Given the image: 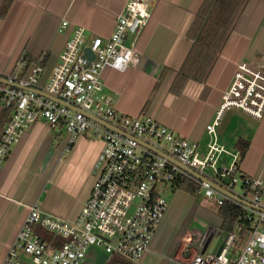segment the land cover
I'll return each mask as SVG.
<instances>
[{
  "label": "built area",
  "instance_id": "built-area-1",
  "mask_svg": "<svg viewBox=\"0 0 264 264\" xmlns=\"http://www.w3.org/2000/svg\"><path fill=\"white\" fill-rule=\"evenodd\" d=\"M151 8V0H126L107 38L89 39L85 27H74L45 86L41 85L46 71L43 56L32 62L22 56L18 60L20 71L4 77L6 81L0 80V105L13 108L0 139V174L12 146L39 121L65 126L71 143L88 132L104 142L97 160L99 174L77 219L70 222L43 213L39 205L31 206L2 264H23V254L30 258V264H85L92 248L104 251L105 264L113 256L138 261L169 209V200L160 187H170L178 177L198 184L199 193L217 206L225 202L237 205L250 223L242 250L237 249V230H221L222 240L205 252L202 236L189 237L185 249L195 251L189 264H264V176L244 174L241 151H229L219 142L218 133L229 110L258 121L264 117V71L246 62L238 65L214 119L207 125L212 140L205 153L199 143L153 117L123 114L105 92L103 72L139 65L135 40L128 43V38L136 39L141 33ZM69 25L64 20L61 28ZM88 47L95 54L93 60L85 56ZM170 158L207 180L193 176ZM212 182L235 197L216 189ZM37 228L64 239L63 245L45 240Z\"/></svg>",
  "mask_w": 264,
  "mask_h": 264
},
{
  "label": "crops",
  "instance_id": "crops-1",
  "mask_svg": "<svg viewBox=\"0 0 264 264\" xmlns=\"http://www.w3.org/2000/svg\"><path fill=\"white\" fill-rule=\"evenodd\" d=\"M203 2L151 0L147 24L136 39L128 38V43L135 40L139 65L125 71L107 68L103 81L105 92L120 112L153 117L199 143L205 153L212 140L207 125L214 119L238 65L246 62L264 71V0H249L209 78L204 82L188 79L177 93L173 84L193 48L189 31ZM125 4L126 0H0V76L20 71L18 60L22 56L34 61L43 56L46 71L41 85L45 86L74 27H85L89 39L110 37ZM64 20L70 23L65 29L61 28ZM4 109L0 105V115ZM257 125L264 128V117ZM252 137L246 140L251 143L249 150L258 151L255 164L244 166L241 161L240 168L258 178L264 176V137L260 146ZM103 148V140L92 132L71 143L63 125L39 121L27 129L10 149L0 174V264L31 206L39 205L43 213L70 222L77 219L99 174L97 160ZM51 151L53 156L45 164ZM172 191L167 197L169 209L149 249L140 260H128L132 264H189L195 251L185 249L186 241L203 235V230L195 228V219L203 229H215V238L223 230V218L213 200L203 205L196 199L200 193ZM214 240L208 249L216 246ZM96 250L90 249L85 264H100L104 251ZM22 259L23 264H30L28 256L23 254Z\"/></svg>",
  "mask_w": 264,
  "mask_h": 264
},
{
  "label": "trees",
  "instance_id": "trees-1",
  "mask_svg": "<svg viewBox=\"0 0 264 264\" xmlns=\"http://www.w3.org/2000/svg\"><path fill=\"white\" fill-rule=\"evenodd\" d=\"M248 2L249 0H204L189 31L194 45L173 84L175 92H181L188 79L204 82L209 78ZM27 59L29 62L34 61L32 57ZM12 112L13 108L9 107L5 108L0 115V139ZM250 145L249 140L242 137L237 139L235 147L241 151L242 159L247 154ZM170 187L174 191L181 190L192 195H197L200 190L199 185L187 177H178ZM218 207V212L223 218V231L237 230V245L240 240H246L250 223L244 219L241 209L231 202H225ZM36 230L41 237L56 246L63 245L65 241L42 229L37 228ZM109 264L132 263L124 258L113 256Z\"/></svg>",
  "mask_w": 264,
  "mask_h": 264
},
{
  "label": "rangeland",
  "instance_id": "rangeland-1",
  "mask_svg": "<svg viewBox=\"0 0 264 264\" xmlns=\"http://www.w3.org/2000/svg\"><path fill=\"white\" fill-rule=\"evenodd\" d=\"M252 135L255 136V138L253 139L255 144L257 146H260L262 137H264V128H259L258 125L252 124L246 120H243L242 118L234 117L231 123L229 124L225 134L223 136H220L219 139H220V143L225 145L229 151H235V144L238 138L243 137L245 139H249V138H253ZM257 153L258 151H256L255 149H252V150L250 149L247 155H245L242 160V163L244 164V166L246 165L252 166L253 164H255L254 161H255V157ZM160 191H161V194L166 197H169L170 195L173 194V191L170 187H160ZM237 191L238 192L242 191L240 185L237 188ZM196 199L198 203L203 204V205H206L208 202L212 203V201L209 200V198L203 195V192L197 195ZM180 213H183V211H180ZM184 214L187 215V213H184ZM195 224H196L195 228L199 231L203 230L201 232L204 233L206 229H203L204 228L202 227L203 225H199L201 224L200 220L195 219ZM245 244H246V240H240V242L237 245V249L242 250ZM96 251L98 253H101L102 249H97Z\"/></svg>",
  "mask_w": 264,
  "mask_h": 264
},
{
  "label": "water",
  "instance_id": "water-1",
  "mask_svg": "<svg viewBox=\"0 0 264 264\" xmlns=\"http://www.w3.org/2000/svg\"><path fill=\"white\" fill-rule=\"evenodd\" d=\"M85 56H86L87 58H89L90 60H93V59L95 58V54L92 52V50H91L89 47L85 49ZM0 80H2V81H6V79H5L4 77H2V76H0ZM35 91H38V90L35 89ZM38 92H40V91H38ZM46 96H48V97L52 98L53 100H55V101H57V102H60V103H62V104H65V105L68 104V103H66L65 101H63V100H61V99H59V98H57V97H53V96H51V95H46ZM69 106L71 107V105H69ZM234 117L242 118L243 120H246V121H248V122H250V123H252V124H255V125H257V124L259 123L258 120H255V119H253V118H250V117H248L247 115L241 113V112L238 111V110H233V109H232V110H229V111L226 113V115H225V117H224V119H223V121H222V125H221V127L219 128V130H218V133H219L220 136H223V135L225 134V132H226V130H227L229 124L231 123V121H232V119H233ZM101 122H103V121H101ZM104 124H107V123L104 122ZM113 128L116 129L115 127H113ZM116 130H117V129H116ZM120 132H122V131H120ZM53 153H54V151H51V153L48 155L45 164H47V163L49 162L50 158L53 156ZM162 154H163V153H162ZM170 159H171L173 162L177 163L179 166H181L183 169H185L186 171H188V172H189L190 174H192L193 176H195V177H197V178H199V179H202V180H205V179H206L205 177H203L201 174H199L198 172H196V171L193 170L192 168H189V167H187V166L182 165V164L179 163L178 161H175L173 158H170ZM206 180H207V179H206ZM212 185H213L216 189L221 190V191H224V192H226L228 195H230V196H232V197H235V195H233L231 192L225 191L224 189H222V188H221L219 185H217L216 183H213V182H212ZM215 234H216V233H215V229H211V228H210V229H207V230L203 233V235H202V243L205 244V245H204L203 252H205V250L207 249L208 244H209L213 239H215V240H214V241H215L214 244L217 245V243H218V241H219V239H220V236H221V232L218 233V234L216 235V238H215ZM214 247H216V246H214ZM214 247H213L212 249H210V251L213 250ZM106 260H107V255H106V254H102L101 257L99 258V263H100V264H105Z\"/></svg>",
  "mask_w": 264,
  "mask_h": 264
}]
</instances>
